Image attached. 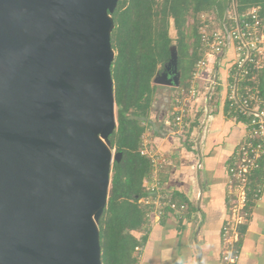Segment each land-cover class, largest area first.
<instances>
[{
	"label": "water",
	"instance_id": "obj_1",
	"mask_svg": "<svg viewBox=\"0 0 264 264\" xmlns=\"http://www.w3.org/2000/svg\"><path fill=\"white\" fill-rule=\"evenodd\" d=\"M117 1L0 0V264H101Z\"/></svg>",
	"mask_w": 264,
	"mask_h": 264
},
{
	"label": "trees",
	"instance_id": "obj_2",
	"mask_svg": "<svg viewBox=\"0 0 264 264\" xmlns=\"http://www.w3.org/2000/svg\"><path fill=\"white\" fill-rule=\"evenodd\" d=\"M156 1L118 0L110 14L113 22L110 44L115 53L110 74L116 126L108 136V142L110 148L121 156L111 164L107 201L97 221L101 264H137V256L133 253L146 239V235L137 238V233L148 222L147 212L138 200L146 195L143 183L150 179L153 171L150 158L141 154L143 123L148 118L155 94L156 86L151 80L171 59L173 42L177 70L182 72V60L186 56L182 25L186 12L190 7L193 13L211 8L216 18H221L226 8L234 7L241 13L258 7L260 15H264V0H160L157 2L159 7ZM170 19L176 30V39L169 35ZM198 26L199 21L193 34L194 50L188 59V68L192 69L200 57ZM249 84L264 96V67ZM262 182V172L255 170L251 176V189ZM250 196L251 192H248L247 205L251 204ZM171 199L185 204V211L189 209L184 196L172 194ZM167 215L172 212L167 210L161 217ZM243 228L240 225L239 231Z\"/></svg>",
	"mask_w": 264,
	"mask_h": 264
},
{
	"label": "crops",
	"instance_id": "obj_3",
	"mask_svg": "<svg viewBox=\"0 0 264 264\" xmlns=\"http://www.w3.org/2000/svg\"><path fill=\"white\" fill-rule=\"evenodd\" d=\"M173 90L155 87L143 146L153 159L161 191L184 196L189 209L180 216L149 213L137 233L138 239L146 235L137 264H225L221 229L229 217L227 166L242 128L221 104L210 106L193 129L196 136L182 141L171 132ZM243 226L241 232L238 226L240 239L233 244L239 251L234 264H264V187Z\"/></svg>",
	"mask_w": 264,
	"mask_h": 264
},
{
	"label": "built area",
	"instance_id": "obj_4",
	"mask_svg": "<svg viewBox=\"0 0 264 264\" xmlns=\"http://www.w3.org/2000/svg\"><path fill=\"white\" fill-rule=\"evenodd\" d=\"M197 32L200 57L193 65L188 85L174 87L172 91L170 122L173 134L185 141L200 109L205 113L215 96L223 92L220 102L223 111L242 128L227 166L229 217L221 229V261L234 264L239 254L233 246L238 239L237 228L249 219L251 204L260 198L264 187L262 182L251 189L255 170L260 169L264 179V96L249 84L264 67V15H260L258 7L241 13L231 7L221 18L200 16ZM141 154L147 155L154 167L144 148ZM143 187L146 195L138 203L148 216L153 212L161 217L167 210L176 216L184 213L185 204L174 202L170 194L161 191L154 170ZM235 190L239 191L238 197ZM248 192H251L250 205H247ZM135 250L140 251V246Z\"/></svg>",
	"mask_w": 264,
	"mask_h": 264
},
{
	"label": "rangeland",
	"instance_id": "obj_5",
	"mask_svg": "<svg viewBox=\"0 0 264 264\" xmlns=\"http://www.w3.org/2000/svg\"><path fill=\"white\" fill-rule=\"evenodd\" d=\"M160 0H157V2H159ZM157 7H159V3H157ZM228 9V8H226ZM225 9V11H226ZM224 11V12H225ZM224 14V13H223ZM204 15V17H208V16H211V17H217L215 11L211 8H208V9H204V10H200L198 11L197 13H193L191 7L188 9V11L186 12L185 16H184V23L182 25V30L184 32V35H185V38H184V41H185V44H186V56L184 57V59L182 60V72L181 71H178L177 70V62H176V53H175V43L173 42L172 44V57L171 59L169 60V62L165 65V67L163 68V70L160 72V73H157L151 80V84L158 87L159 85L160 86H163V87H186L188 85V78H190V72H191V69L192 68H188V59L190 57V54L193 52L194 50V44H195V36L193 35L194 32H196V27H197V21H199L198 19L200 18V16ZM168 31H169V35L173 38V39H176L177 35H176V30L175 28L173 27L172 25V20L170 19L169 20V28H168ZM115 55V53H114ZM187 68V70L185 69ZM175 69V70H174ZM168 73V77L171 75L172 77H174L175 79V84L174 85H165V84H160L159 82V78L161 76L162 73ZM171 72H173L172 74H170ZM187 81V83H186ZM223 91V90H222ZM222 98L223 96H215V98L212 100V105L211 106H214L215 108L220 106V102L222 101ZM218 103V105H217ZM217 106H216V105ZM198 116H197V121L196 119L194 120V124H191V128L189 130V134L186 136V138L188 139H191V138H194L196 135L194 133V127L197 128V124H198V120L201 121L202 117L205 115V113L203 112L202 109H200V111L197 113ZM226 115V114H225ZM230 120H232L231 117H228ZM196 121V122H195ZM234 121V120H233ZM150 119H149V115H148V118L145 120V123H143L145 125V131H146V128L148 125H150ZM171 124V122H170ZM145 131L142 135V144H144V139H145ZM173 133V130L171 131ZM180 139L183 140V137L180 136ZM104 141V140H103ZM184 141V140H183ZM144 148V147H143ZM110 151L111 153L113 154L114 153V149L110 148ZM145 149V148H144ZM143 150V149H142ZM235 193V197L239 195V191L238 190H235L234 191ZM139 253V251H135L133 254L135 256H137Z\"/></svg>",
	"mask_w": 264,
	"mask_h": 264
},
{
	"label": "flooded vegetation",
	"instance_id": "obj_6",
	"mask_svg": "<svg viewBox=\"0 0 264 264\" xmlns=\"http://www.w3.org/2000/svg\"><path fill=\"white\" fill-rule=\"evenodd\" d=\"M239 236H240V234H239V232H238V239H237V242H236V243H238V242H239V239H240V237H239ZM236 243H235V244H236Z\"/></svg>",
	"mask_w": 264,
	"mask_h": 264
}]
</instances>
